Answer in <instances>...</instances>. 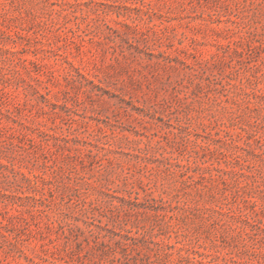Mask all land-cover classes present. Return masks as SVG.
<instances>
[{
	"label": "rangeland",
	"instance_id": "374dc122",
	"mask_svg": "<svg viewBox=\"0 0 264 264\" xmlns=\"http://www.w3.org/2000/svg\"><path fill=\"white\" fill-rule=\"evenodd\" d=\"M0 264H264V0H0Z\"/></svg>",
	"mask_w": 264,
	"mask_h": 264
}]
</instances>
